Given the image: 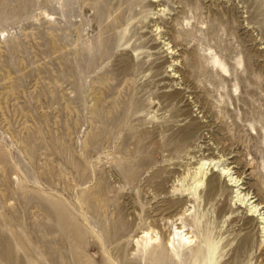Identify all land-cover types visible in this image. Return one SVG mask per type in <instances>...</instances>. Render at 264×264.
Returning <instances> with one entry per match:
<instances>
[{
    "label": "rangeland",
    "instance_id": "374dc122",
    "mask_svg": "<svg viewBox=\"0 0 264 264\" xmlns=\"http://www.w3.org/2000/svg\"><path fill=\"white\" fill-rule=\"evenodd\" d=\"M262 216L264 0H0V264H264Z\"/></svg>",
    "mask_w": 264,
    "mask_h": 264
},
{
    "label": "bare ground",
    "instance_id": "6f19581e",
    "mask_svg": "<svg viewBox=\"0 0 264 264\" xmlns=\"http://www.w3.org/2000/svg\"><path fill=\"white\" fill-rule=\"evenodd\" d=\"M205 161H206V159H201V161H200V163H199V167L198 168H201L202 167V165H204V163H205ZM228 169V168H227ZM224 171H222V173H223ZM226 172V171H225ZM202 175H203V173H202ZM213 175V174H212ZM214 176H208L207 177V188H208V192H210V191H213V189L215 188V183H214ZM231 180V179H230ZM257 208V207H256ZM250 214H252L253 215V213L251 212ZM263 220H264V216H262L261 217ZM263 220H261L260 222H264ZM248 236H249V234H248V232H246L245 234H244V241H246L247 240V238H248ZM154 239V238H153ZM152 238H151V236H149L148 237V243H151V247H152V242L153 241H151V240H153ZM184 239L186 240L185 242H183V244H181L180 242L178 243V245L179 246H182V247H184V246H186V247H188L190 244H191V238L189 239V237L188 236H184ZM155 240V239H154ZM163 240V239H162ZM156 241V240H155ZM147 242V241H146ZM162 246H164L165 247V249L167 250V251H171V250H173V253L174 254H177L176 253V250L174 249V244H173V242L171 241V240H169V238H166L165 240H164V242H163V245ZM127 264H132V263H130V262H127Z\"/></svg>",
    "mask_w": 264,
    "mask_h": 264
}]
</instances>
